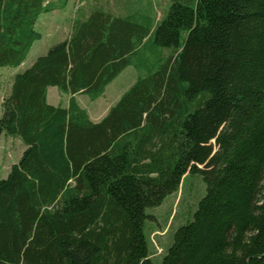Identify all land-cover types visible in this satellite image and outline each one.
<instances>
[{
    "label": "trees",
    "instance_id": "trees-1",
    "mask_svg": "<svg viewBox=\"0 0 264 264\" xmlns=\"http://www.w3.org/2000/svg\"><path fill=\"white\" fill-rule=\"evenodd\" d=\"M67 1L0 0V67L21 65L39 16ZM169 1L160 19L81 8L3 100L0 86V139L26 145L0 178V264H155L147 209L203 174L202 140L223 122L205 195L161 264H264V0ZM131 65L136 82L93 121L76 95L99 98Z\"/></svg>",
    "mask_w": 264,
    "mask_h": 264
},
{
    "label": "rangeland",
    "instance_id": "rangeland-1",
    "mask_svg": "<svg viewBox=\"0 0 264 264\" xmlns=\"http://www.w3.org/2000/svg\"><path fill=\"white\" fill-rule=\"evenodd\" d=\"M90 4H93L94 8L100 7L117 15L126 16L133 13L152 15L154 12L158 15L157 19L165 16L170 7L169 0H68L67 5L62 9L42 13L35 26L41 38L34 42L26 60L19 66L0 67L2 100L10 93L14 76L28 69L52 46L65 40L70 33L73 19L79 11L88 9ZM105 5L108 8H105ZM139 75L140 72L134 65L128 66L107 86L104 94L99 98L91 99L87 94H78L76 99L90 116L103 118L118 102L121 95L136 82ZM53 90L56 93H52L54 95L51 103L54 105L68 103L69 95L58 87H54ZM0 115H2V106H0ZM224 124L225 122L217 127L214 137L202 140L203 145L210 147L205 159L196 164L203 174L211 172L214 168L213 156L219 146L217 136ZM25 149L26 145L19 137L3 133L0 139V178L8 176L11 166L20 161ZM201 174L185 175L177 193L169 195L161 205L147 209V213L154 216L145 223V235L155 264L162 263L166 251L173 243L176 230L193 219L198 203L206 191L204 175Z\"/></svg>",
    "mask_w": 264,
    "mask_h": 264
},
{
    "label": "crops",
    "instance_id": "crops-1",
    "mask_svg": "<svg viewBox=\"0 0 264 264\" xmlns=\"http://www.w3.org/2000/svg\"><path fill=\"white\" fill-rule=\"evenodd\" d=\"M68 34H70V33H68ZM54 87H50L49 89H48V101H49V103H51V98L53 97V95L54 94H52V93H56L54 90ZM122 96V95H121ZM70 98V97H69ZM76 98H77V95H76ZM120 99V98H119ZM51 104H53V103H51ZM69 104V100H68V103H66L65 105H62V106H64V107H66L67 105ZM91 117V119L93 120V121H95V122H98V121H100L101 119H102V117L101 118H99V117H97V118H93L92 116H90Z\"/></svg>",
    "mask_w": 264,
    "mask_h": 264
},
{
    "label": "bare ground",
    "instance_id": "bare-ground-1",
    "mask_svg": "<svg viewBox=\"0 0 264 264\" xmlns=\"http://www.w3.org/2000/svg\"><path fill=\"white\" fill-rule=\"evenodd\" d=\"M81 5V4H80Z\"/></svg>",
    "mask_w": 264,
    "mask_h": 264
}]
</instances>
